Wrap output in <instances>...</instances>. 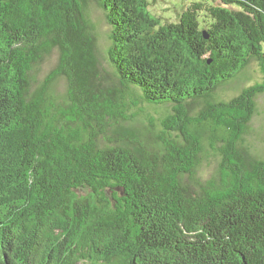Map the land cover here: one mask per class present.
<instances>
[{"label":"trees","instance_id":"1","mask_svg":"<svg viewBox=\"0 0 264 264\" xmlns=\"http://www.w3.org/2000/svg\"><path fill=\"white\" fill-rule=\"evenodd\" d=\"M188 4L166 17L151 0H0V264H264V152L248 141L264 0ZM252 61L261 82L217 97Z\"/></svg>","mask_w":264,"mask_h":264},{"label":"rangeland","instance_id":"2","mask_svg":"<svg viewBox=\"0 0 264 264\" xmlns=\"http://www.w3.org/2000/svg\"><path fill=\"white\" fill-rule=\"evenodd\" d=\"M195 0H151L152 7L151 10L158 14L157 16H166L171 17L176 16L177 13L183 11L189 4ZM211 3H214L215 0H207ZM183 7V9H182ZM181 8V9H180ZM91 17L92 21L95 24L96 34L98 38V57L100 61V65L104 73H109L111 80H113L116 84L118 81L114 76V69L108 62L107 51L109 48V35L110 28L108 26V22L104 12L96 5L93 4L91 7ZM59 63V51H54L50 57H48L45 62L38 67L35 72V88L41 85L49 73L57 67ZM261 74H260V66L258 62L252 61L243 71V73L235 80L228 81L219 87L217 90V97H220L224 100H231L235 96H238L244 89L251 87L258 82H261ZM54 93L62 99L65 98L67 93V82L65 79H58L54 85ZM201 106L197 108V113L200 111ZM258 108L259 113L254 118L252 122V136L248 138V141L251 146L261 150L264 152V95L260 96L258 100ZM158 109H150L149 113L159 120L160 116H157ZM156 124L158 122L156 121ZM132 128H137L140 130H144L145 128L150 127L149 122L144 117L136 118L134 121L129 123ZM208 164L204 166V170L202 172L203 179H208L212 175H214L218 163L217 157L210 158Z\"/></svg>","mask_w":264,"mask_h":264}]
</instances>
